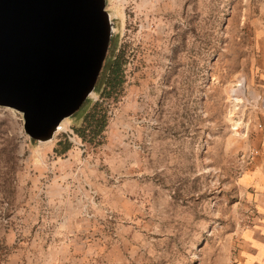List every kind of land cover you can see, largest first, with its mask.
I'll return each instance as SVG.
<instances>
[{
  "label": "rangeland",
  "instance_id": "374dc122",
  "mask_svg": "<svg viewBox=\"0 0 264 264\" xmlns=\"http://www.w3.org/2000/svg\"><path fill=\"white\" fill-rule=\"evenodd\" d=\"M124 61L93 138L84 108L48 141L0 107V264H210L252 214V91L264 0H106ZM107 57V56H106ZM250 90L248 101L243 92ZM70 148L59 153V143Z\"/></svg>",
  "mask_w": 264,
  "mask_h": 264
},
{
  "label": "water",
  "instance_id": "95a60500",
  "mask_svg": "<svg viewBox=\"0 0 264 264\" xmlns=\"http://www.w3.org/2000/svg\"><path fill=\"white\" fill-rule=\"evenodd\" d=\"M106 0H0V107L48 141L94 91L112 27Z\"/></svg>",
  "mask_w": 264,
  "mask_h": 264
},
{
  "label": "crops",
  "instance_id": "0c3cea01",
  "mask_svg": "<svg viewBox=\"0 0 264 264\" xmlns=\"http://www.w3.org/2000/svg\"><path fill=\"white\" fill-rule=\"evenodd\" d=\"M258 50L256 73L264 90V44ZM258 122L261 128L256 127L258 131L252 141L255 155L242 171L239 182L252 214L239 234L234 251L210 264H264V118Z\"/></svg>",
  "mask_w": 264,
  "mask_h": 264
},
{
  "label": "trees",
  "instance_id": "16d2710c",
  "mask_svg": "<svg viewBox=\"0 0 264 264\" xmlns=\"http://www.w3.org/2000/svg\"><path fill=\"white\" fill-rule=\"evenodd\" d=\"M113 48L109 46V51ZM124 65L121 56L114 57L111 53L107 55L100 75L98 77L97 83L95 85L94 91L96 93H101L103 98L106 99L110 96L112 91H115L121 83L122 77V67ZM91 100H87L83 105L84 108V127L81 129L80 136H85V131L94 124L95 130L89 131V134L95 138L104 129L106 125V112L102 103H91ZM61 147L59 153L66 152L70 148V143L66 140L63 143H59Z\"/></svg>",
  "mask_w": 264,
  "mask_h": 264
},
{
  "label": "built area",
  "instance_id": "2783aa9c",
  "mask_svg": "<svg viewBox=\"0 0 264 264\" xmlns=\"http://www.w3.org/2000/svg\"><path fill=\"white\" fill-rule=\"evenodd\" d=\"M251 91H252L251 98L254 101V108L258 109V111L264 116V90H257L255 91V93L253 90ZM249 95H250V90L248 92L247 90L243 92V100L245 102L248 101L247 96ZM256 127L261 128V123L258 122L256 124Z\"/></svg>",
  "mask_w": 264,
  "mask_h": 264
},
{
  "label": "bare ground",
  "instance_id": "6f19581e",
  "mask_svg": "<svg viewBox=\"0 0 264 264\" xmlns=\"http://www.w3.org/2000/svg\"><path fill=\"white\" fill-rule=\"evenodd\" d=\"M61 125H62V124H60V125L57 127V130H56V131H58V130L61 128Z\"/></svg>",
  "mask_w": 264,
  "mask_h": 264
}]
</instances>
